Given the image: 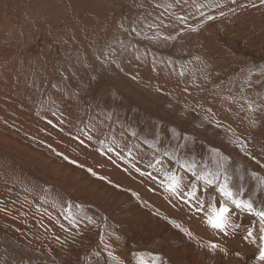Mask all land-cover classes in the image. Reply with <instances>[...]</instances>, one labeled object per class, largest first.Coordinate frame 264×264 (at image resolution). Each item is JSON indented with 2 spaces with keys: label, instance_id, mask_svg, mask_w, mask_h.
<instances>
[{
  "label": "rangeland",
  "instance_id": "rangeland-1",
  "mask_svg": "<svg viewBox=\"0 0 264 264\" xmlns=\"http://www.w3.org/2000/svg\"><path fill=\"white\" fill-rule=\"evenodd\" d=\"M177 16L186 17V23ZM0 48V80L10 74L16 84L28 82L38 93L33 111L49 102V92L64 94L68 107L83 113L84 123L90 112L96 116L95 126L105 139H112L113 129L120 141L116 145H123L126 136L119 153L123 158L117 155L113 168L117 173L125 169L127 160L131 162L125 165L135 168L151 160L156 168L149 164L146 173L166 166L167 172L180 174L185 186L196 184L198 197L215 207L224 203L223 198L212 188L205 191L203 182L180 163L195 162L197 171L205 164L214 169L213 158L219 157L213 149H217L230 158L227 167L234 185L244 184L252 192L257 180L251 173L264 177V168L256 163L264 165V74L260 71L264 5L260 0H0ZM237 137L248 144L255 159L239 151L233 142ZM130 149L133 156L137 153L133 159ZM108 152L105 149L99 156L112 153ZM66 185L65 180L59 183ZM54 191L60 196L54 209L62 221L68 222L69 207L78 220L76 227L67 223L75 235L49 233L41 219L35 225L23 222L21 228L33 227L54 248L67 244L81 246L83 252L76 255L66 249L71 257L58 261L27 250L19 240L5 236L1 225L14 216L1 207L0 264H138L139 256L147 264H154V257H159L155 264H223L220 256L199 252L193 245L188 248L192 251L180 254L174 238L159 240L157 232H148L139 223L131 226L133 203L117 201L109 191L97 195L90 186L79 187L76 182L65 192ZM256 200H264V194L258 193ZM235 218V224L241 225L237 232L245 236L253 218L239 210L232 214ZM55 221L62 224L58 217Z\"/></svg>",
  "mask_w": 264,
  "mask_h": 264
},
{
  "label": "bare ground",
  "instance_id": "bare-ground-1",
  "mask_svg": "<svg viewBox=\"0 0 264 264\" xmlns=\"http://www.w3.org/2000/svg\"><path fill=\"white\" fill-rule=\"evenodd\" d=\"M22 43L24 44L25 41L23 40ZM2 50L0 48V52ZM37 95L38 93L31 89L28 82H24L22 85L18 82L16 84L10 74L4 78V81L0 80V208L8 211L12 217L14 216L5 225H1L3 232L9 235H5L7 238L14 237L24 244L27 250L37 251L42 253L41 255L50 256L58 261L67 260L71 257V253L77 255L83 252L81 246L75 249L74 246L67 244L54 248L53 245H47L45 242L47 237L41 239L33 227L21 228L23 222L35 225L38 219H41L45 222L49 233L59 232L62 235H75L74 228L68 225V222L62 221L61 213L58 215L55 212L54 208L58 206L60 196L55 194L54 189L65 192L68 185L76 182L79 187L90 186L97 195L109 191L117 201L119 199L121 202H132L133 205L130 208V214L133 216L131 226L134 223H139L145 228L144 230L157 232L159 240L174 238L175 248L180 254L192 251L188 248L193 245V248L199 252H211L212 257L220 256L223 264L249 261L253 264L255 262V250L259 241L256 244H249L237 230L232 235L224 236L209 227L206 223V213L210 211V204H205V200H202L200 196L203 208L201 211H197L199 205L196 200L174 196L167 191L163 186L167 183L164 176V172H167L166 166H161L157 171L150 169L151 176H149L146 175V166L150 164L151 160L139 167L140 172H137L132 165H125L131 162L127 160L124 164L125 169L121 173H117L113 168L118 164L117 153H121L126 146V136L121 139L123 145H116L119 140H115L116 130L113 129L112 139L110 141L105 139L102 136V130L95 126L96 116L90 112L87 124L84 123L83 113L81 115L80 110L70 109L69 102L63 99L64 94L56 96L49 92V102L45 103L42 108L40 107L41 109L33 111L32 108L39 101ZM119 130H121L120 126ZM89 135L92 136L91 140L88 139ZM101 141L104 143L102 144ZM103 146H105L104 149H102ZM109 146L114 149L112 153L103 157L99 156ZM138 147L136 146L137 151ZM136 155L137 153L134 154L135 157ZM65 156L68 157L67 160L64 159ZM134 156L132 155L131 158ZM71 161H75V163ZM88 169H92L96 175H92ZM141 173H145V175ZM175 174L180 177L178 172ZM101 176L106 179L101 180ZM64 180L67 185L60 187L59 183ZM51 185H53V189L50 188ZM78 189L76 187V190ZM190 190L191 185L188 183L185 191ZM196 195L201 194L196 192ZM38 198L42 199L38 200ZM185 200H188V203H185ZM8 205L12 206L8 207ZM216 207H219L218 204ZM55 217L59 218V223H62L65 228L67 227L68 232H63L64 229L55 221ZM171 221L188 229L192 236L190 237L180 228L175 227ZM232 221L236 223L237 220L235 218ZM55 240L56 238L52 239L53 242ZM59 242H61L60 239ZM208 243L223 245L227 249V255L219 250L212 251L206 247ZM66 249H71V253ZM237 252L240 253V256L236 255ZM188 255L191 256L190 253Z\"/></svg>",
  "mask_w": 264,
  "mask_h": 264
},
{
  "label": "snow or ice",
  "instance_id": "snow-or-ice-1",
  "mask_svg": "<svg viewBox=\"0 0 264 264\" xmlns=\"http://www.w3.org/2000/svg\"><path fill=\"white\" fill-rule=\"evenodd\" d=\"M177 2H179V0H177ZM232 2L235 3V0H232ZM260 3L264 5V0H260ZM252 6L255 7L256 5L253 4ZM169 7L171 6L169 5ZM198 7H202V5ZM230 10L234 11V9H230ZM224 14H225L224 12L220 13V15H224ZM214 18L215 17L213 16L207 17L208 20H212ZM186 19H187L186 17L177 16V20L181 23H186ZM191 30L196 31L197 29L193 28ZM164 38L174 39V37H164ZM260 71L262 74H264V66H261ZM180 74L183 75L184 73L181 72ZM252 74H253V70L249 69V78L251 77ZM249 109L254 111V109H252L251 104H249ZM132 135L135 136L136 133L133 132ZM233 135H235V133H233ZM88 139L91 140L92 136L89 135ZM233 142L237 144V147L241 153H243L245 156L251 159H255V157L252 155L251 151L248 148V144L245 141H241L240 138L237 137L236 140ZM101 143L103 144L104 142L101 141ZM113 150L114 149L111 146L108 147L109 152H112ZM213 152L216 153L217 157H219V159L213 158V164L215 165L214 169L209 167L207 164H205L203 168L197 171V165L195 164V162L180 163V161L177 160V163H180V166L185 168L186 171L192 172L193 176L196 178L197 181H202L203 184L205 185V191H207L209 188H212L219 193L220 197L223 198L224 203H221L218 208L210 205V211L206 213V223L209 227L222 233L224 236H229L234 234L236 230L241 227V225L235 224L232 221V214L234 213L235 210H239L241 213H247L250 217L253 218L250 226L246 228V235L243 237V239L248 241L249 244H256L257 241H259V245L255 250V261L256 264H264V200H260L259 202H257L256 200L258 193L264 194V177H258V174L255 172L251 173L253 179L257 180V189L253 190L252 192H247V189L244 184L234 185L232 183L233 178L227 167V165L230 163V158L220 153L217 149H213ZM129 154H130V150H129ZM117 155L119 156L120 154L117 153ZM165 155L168 154L165 153ZM64 159L67 160L68 157L65 156ZM71 162L75 163V161H71ZM159 163L160 160L157 159L156 164ZM256 163L260 165V167L264 168V165L260 164L259 160H256ZM149 166L155 167V165L152 164H150ZM133 167L135 168V165H133ZM135 170L137 172H140L139 168H135ZM88 171L92 172V175H96V173L92 171V169H88ZM141 174L145 175V173H141ZM146 175L151 176V173H147ZM164 176L167 183L164 184L163 186L166 188L167 191H169L174 196L188 197L189 199L196 200L197 204L199 205V207H197V211L202 210L203 201L200 199V197L196 195L197 192L196 184L191 185L190 191H185L186 186L183 184L182 177L177 176L174 172H164ZM100 179L104 180L106 178L101 176ZM241 179H243V177H241ZM185 203H188V200H185ZM84 218L87 219L89 223L95 224V221L92 220L91 217L85 216ZM65 219L73 227H76L78 224V220L76 219L75 214L71 212L70 207L68 210V214L65 216ZM171 223L175 227L180 228L181 231L187 233L190 237L192 236V233L188 231V229L182 228L180 224H177L175 221H171ZM60 227L63 228L64 225L61 224ZM118 238L119 237H117V239ZM105 247L108 246L105 245ZM206 247H208L212 251L219 250L221 253L227 255V249L223 247V245L221 244L208 243ZM108 255L111 257L112 253L109 252ZM236 255L240 256V253L237 252ZM113 258L115 259V257ZM158 260L159 257H154L153 258L154 264L155 261ZM120 264H122V262H120ZM138 264H147V262L143 259L142 256H139Z\"/></svg>",
  "mask_w": 264,
  "mask_h": 264
}]
</instances>
